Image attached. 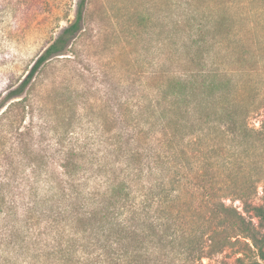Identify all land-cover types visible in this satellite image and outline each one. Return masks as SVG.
Returning a JSON list of instances; mask_svg holds the SVG:
<instances>
[{
	"label": "trees",
	"instance_id": "1",
	"mask_svg": "<svg viewBox=\"0 0 264 264\" xmlns=\"http://www.w3.org/2000/svg\"><path fill=\"white\" fill-rule=\"evenodd\" d=\"M51 2L0 0V12L16 17L38 4L42 13L53 7ZM87 3L77 0L73 20L0 98V214L11 210L13 197L8 196L15 178L22 176L28 185L22 200L29 199L12 230L28 263L204 264V258L241 244L237 264H264V241L252 221L225 202H247L259 180L237 163L257 148L246 123L250 107L240 94L243 85L217 60L219 51L235 49L231 37L243 14L226 7L205 14L200 0H178L175 8L184 9L183 18L173 25L187 37L178 48L184 68L162 76L165 84L155 88L140 113L138 144L129 153L117 137L114 152L126 159L118 154L114 163L92 170L74 138L75 99L81 95L55 84L62 94L55 105L63 113L55 117L32 92L47 63L74 53L86 31ZM36 111L51 134L39 141L42 149L34 148ZM188 181L191 199L182 203L180 188ZM251 209L255 217L264 215L259 206ZM248 252L255 258L246 260Z\"/></svg>",
	"mask_w": 264,
	"mask_h": 264
},
{
	"label": "rangeland",
	"instance_id": "2",
	"mask_svg": "<svg viewBox=\"0 0 264 264\" xmlns=\"http://www.w3.org/2000/svg\"><path fill=\"white\" fill-rule=\"evenodd\" d=\"M76 2L54 0L51 2L53 7L42 13L38 4H32L28 9L22 7L16 17L8 11L0 12V98L10 85L23 78L59 30L73 20ZM177 2L88 0L86 31L78 40L74 53L68 55L69 59H53L37 76L32 92L38 94L41 108L47 113L53 112L55 117L63 115L55 105L62 95L55 84L62 82L67 86L62 89L81 95L75 99L74 138H78L88 168L96 170L103 164H112L118 154L125 155L120 158L126 159V154L114 152L117 137L120 136V148L129 153L138 144L136 134L141 126L138 123L140 113L154 97L155 88L165 84L162 76L176 74L184 68L182 57L179 58L183 49L178 48L187 37L184 31L173 25L183 18L184 9H176ZM200 2V9L205 14L221 12L225 7L234 15L243 14L244 19H238L239 31L231 37L236 42L232 46L235 49L231 48V54L219 51L217 60L221 68L243 85L240 94L245 106L250 107L246 123L252 130L250 140L257 148L244 159L238 158L237 163L244 165L249 177L258 176L259 180L247 202L232 198H226L225 202L251 220L258 237L264 241V215L255 217L251 209L259 206L264 214V0ZM33 13L37 15L33 17ZM31 118L27 117V123ZM32 121L38 130L34 148L42 149L44 144L39 141L50 138L49 125L44 122L40 111L34 113ZM132 136L134 140L127 141ZM242 178V175L238 176L239 180ZM26 184L22 176L15 178L11 196H8L13 197L12 208L0 214V264H29L20 237L12 230V226L18 228L29 199L22 200V193L28 189ZM190 186L188 181L180 188L182 203L190 202L191 196L186 192ZM247 207L250 211H245ZM240 250L242 245L238 244L210 259L204 258L202 262L237 264ZM248 258L254 259L255 253L248 252L246 260Z\"/></svg>",
	"mask_w": 264,
	"mask_h": 264
}]
</instances>
